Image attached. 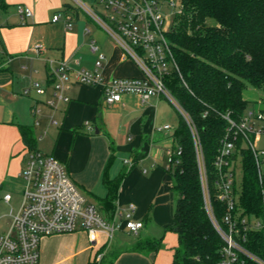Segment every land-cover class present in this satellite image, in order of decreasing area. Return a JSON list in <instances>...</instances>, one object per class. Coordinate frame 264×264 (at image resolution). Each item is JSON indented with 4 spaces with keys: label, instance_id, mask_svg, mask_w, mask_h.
<instances>
[{
    "label": "crops",
    "instance_id": "crops-1",
    "mask_svg": "<svg viewBox=\"0 0 264 264\" xmlns=\"http://www.w3.org/2000/svg\"><path fill=\"white\" fill-rule=\"evenodd\" d=\"M20 6L29 7L33 17L23 21L18 13ZM1 9L8 13L0 23L3 56L0 61V190L9 180L21 178L27 158L34 152L22 137L20 126L24 125L33 131L35 151L45 154L37 148L38 141L44 140V133L55 138V152L59 150V153L45 155L54 156L65 165L70 178L98 204L105 218L114 219L117 211L127 214L129 206L134 205L133 218L144 224L137 234L123 227L117 236L114 234L113 241L102 232L93 243L83 230L45 237L41 243L40 264H97L99 255H103L101 264L105 261L107 264H170L179 240L177 234L166 231L173 222L177 203L175 180L166 170L165 151L173 145L176 127L158 116L163 97H152L143 103L138 96L125 95L121 103L112 106L104 103L123 114L124 124L120 126L124 129L118 134L116 148L95 123L99 116H104L99 113L103 107V87L93 88L76 81L75 73L81 69L93 70L97 59V54L89 51L87 29L83 33L73 29L77 15L68 11L62 0H0ZM60 12L65 14H59L60 21L53 22L54 15ZM68 15L73 17L71 29L65 24ZM95 43L105 56V83L114 78L142 76L140 68L116 44ZM37 44L44 45L39 54L32 50ZM88 55L94 58L92 65L85 61ZM59 61H65L72 71V82L65 91L70 101H58L53 108L46 102L54 99L51 71ZM34 83L45 89L43 95L36 93ZM27 89L30 94L24 95ZM35 106L40 110L38 114L33 113ZM166 124L173 130H158ZM124 172L118 196L108 205L103 200L108 194L105 179L114 181ZM116 221L122 222L121 217L116 216ZM173 234L177 237L176 243ZM145 239L160 241L161 248L134 251V246Z\"/></svg>",
    "mask_w": 264,
    "mask_h": 264
},
{
    "label": "built area",
    "instance_id": "built-area-1",
    "mask_svg": "<svg viewBox=\"0 0 264 264\" xmlns=\"http://www.w3.org/2000/svg\"><path fill=\"white\" fill-rule=\"evenodd\" d=\"M102 6L101 11H95L81 0H74L76 7L98 23L120 47L124 55L130 58L140 68L141 77L114 78L104 82L103 68L105 56L99 52L95 41H91V52L97 54L93 70L77 71L76 81L90 87H103V99L106 105L121 103L125 95H135L144 103L152 97H163L169 100L178 113L187 121L194 137L200 179L203 191L205 209L218 235L223 241L221 260L217 264H238L242 258H249L259 264H264L259 257L249 252L243 243L249 230H259L264 227V220L256 216H248L238 210V196L242 181V150H249L255 160L259 179L264 181V148L258 144L264 138V110L246 111L240 120H235L230 113L224 115L227 121L226 134L222 147L214 162L215 175L213 185L206 168L203 147L189 115L166 88L165 79L172 70H179L173 56L168 33L172 27L167 20V8L162 7V0H97ZM170 8L175 10V0H166ZM182 11V0H179ZM18 13L23 21L33 17V11L26 6L18 7ZM61 15H54L52 21L59 22ZM68 29L72 28L73 17L65 19ZM173 26V25H172ZM90 34L89 29L86 30ZM2 38L0 36V51ZM44 49L43 44H37L32 50L39 54ZM54 99L47 105L55 108L57 102H69L65 91L72 82L71 68L65 61H59L57 68L51 71ZM38 95H43L45 89L39 83L33 84ZM30 89L24 91L29 95ZM35 106L34 114L39 113ZM87 125H90L87 122ZM159 131L173 130L169 124L158 128ZM168 162L166 170L179 164L176 156H181L182 148L173 145L165 151ZM20 177L25 181L24 198L20 209L12 214L10 229L0 234V264H40L41 242L43 238L58 234L73 233L83 230L88 233L91 242L98 240L99 233L104 232L112 240L116 231L123 227L129 232L138 233L143 228L142 221L133 218L135 206L130 205L128 213L116 212L122 222L116 221V216L110 221L105 218L97 207L89 202L70 178L65 165L54 156L45 155L39 151L31 152L21 171ZM263 209H264V189ZM213 196L226 204L224 214L219 218L213 206ZM6 202L12 196H5ZM103 255L96 257L101 263Z\"/></svg>",
    "mask_w": 264,
    "mask_h": 264
},
{
    "label": "trees",
    "instance_id": "trees-1",
    "mask_svg": "<svg viewBox=\"0 0 264 264\" xmlns=\"http://www.w3.org/2000/svg\"><path fill=\"white\" fill-rule=\"evenodd\" d=\"M167 37L179 70L169 73L165 85L195 126L213 185L214 162L226 134L224 115L230 113L240 120L249 110L243 91L248 86L264 90V0H182V11ZM179 116L172 137L174 148L181 147L182 154L175 158L179 164L169 170L175 180L177 206L173 222L166 227L179 240L172 264H217L223 241L205 209L193 133ZM20 130L29 149L35 151L32 129L21 125ZM242 156L238 210L264 220V181L259 179L252 153L243 149ZM124 174L114 181L105 179L108 194L103 200L108 205L115 202ZM212 203L220 218L226 204L215 196ZM243 246L264 261V227L249 230ZM160 248V241L145 239L133 250ZM238 264L259 263L242 258Z\"/></svg>",
    "mask_w": 264,
    "mask_h": 264
},
{
    "label": "rangeland",
    "instance_id": "rangeland-1",
    "mask_svg": "<svg viewBox=\"0 0 264 264\" xmlns=\"http://www.w3.org/2000/svg\"><path fill=\"white\" fill-rule=\"evenodd\" d=\"M62 1H63L64 7L67 6L66 8L68 9V7L71 6L72 7L71 12H73V14L77 15L78 21L74 24L73 29L75 31H80L81 33L85 32L86 29L91 30V34L88 35L89 36L88 39H90V41L87 44L90 52H91L90 43L93 39L95 41H97L98 44L101 41H105L110 46L112 44H116L110 38V36L106 33V31L98 23H96L91 18V16H89L88 13H85L84 11H82L76 7V3L74 2V0H62ZM81 1L86 6L91 8L92 10H95V11H101L102 10V6L98 4L97 0H81ZM162 1L164 2L162 7L167 8L166 9V11H167L166 17H167L168 23H170V26L172 27V25L176 21L175 14L177 12H179V10L181 8L180 1L175 0L177 3V7L175 8V10H173L172 8L169 7L166 0H162ZM7 13L8 12H5L3 9L0 10V15H1L0 16V23L3 22V20L6 18ZM58 14L64 15L65 12H60ZM210 23L214 24L215 22L211 20ZM59 27H61V25ZM2 59H3L2 51H0V61H2ZM93 59L94 58L92 55H88L86 57L85 61H88V63H90V65H92L91 63L93 62ZM93 88H96V87H93ZM242 96H243L244 100H246L249 103V109L256 110V111L264 110V90L248 86L243 91ZM161 100L162 101L158 105V109H157L158 116L163 120H168L173 127H177L179 124V121H180V116H179L178 110L175 108V106L169 100H167L165 98H162ZM102 101L103 102H101V105H103V107L99 113H102L104 116L103 117L99 116L95 123L99 128L102 129V131H104V133H106V135L110 139L111 143H113L114 146H116V148H117V140L116 139L119 136L118 134L122 131V129H124L120 126V125L124 124L123 123L124 118L122 117L123 114H122V111H120L114 107L106 106L104 104L105 103L104 100H102ZM53 123L55 124V122H53ZM53 123H51V125H54ZM159 123H163V122H159ZM55 144H56L55 138H49V134L47 136V134L44 133V140L38 141L37 148L39 150L43 151L45 154L51 155L54 153L57 156V154L59 153V150H57V152H55V148H56ZM258 148H264V138L262 139V142L258 144ZM61 153L63 155L64 149L62 150ZM119 153L123 154L122 156L128 157V155L123 153V152H119ZM120 154H119V156L121 157ZM25 185H26L25 181L21 178L14 179V180L11 179L6 183L5 187L2 190H0V234H4L10 229V226H11L12 220H13L11 210L13 211V213H16L20 209L22 202H23V198H24L23 196H24ZM80 191L83 193V195H85V197L87 198V200L89 202L92 201L91 198L84 191H82V190H80ZM174 193H175V196L177 198V193L175 190H174ZM6 194H10L12 196V200L10 202H6V200H5ZM91 203H94V205H96L97 209L100 211L97 203H95L94 201H92ZM176 203H177V199H176ZM108 220L110 221L111 219H108ZM117 234H119L118 231L115 232V236H117ZM154 235H155V231H154ZM161 235H164V233H162ZM125 236L131 237L130 235L128 236L127 234H125ZM174 239H175V243H176V241H177L176 235H174ZM41 243H43V241ZM168 250H170V249H168ZM167 259L168 258H166V262L168 261ZM169 261H170L169 263L172 264L173 260L171 259ZM97 264H101V263H97ZM102 264H107V261H105Z\"/></svg>",
    "mask_w": 264,
    "mask_h": 264
},
{
    "label": "water",
    "instance_id": "water-1",
    "mask_svg": "<svg viewBox=\"0 0 264 264\" xmlns=\"http://www.w3.org/2000/svg\"><path fill=\"white\" fill-rule=\"evenodd\" d=\"M99 132V130H96V133H98Z\"/></svg>",
    "mask_w": 264,
    "mask_h": 264
}]
</instances>
